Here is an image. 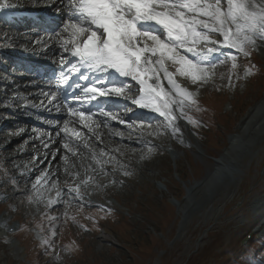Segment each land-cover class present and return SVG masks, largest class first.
Instances as JSON below:
<instances>
[{"label":"rangeland","instance_id":"rangeland-1","mask_svg":"<svg viewBox=\"0 0 264 264\" xmlns=\"http://www.w3.org/2000/svg\"><path fill=\"white\" fill-rule=\"evenodd\" d=\"M259 42L249 57L241 55L237 59L236 69L232 62L215 68L207 83L180 82L182 78L177 77L199 103L208 95L220 102L218 111L211 118L195 108L186 110L197 122L194 126L180 119L189 138L187 144L178 135H166L161 125L147 129V134L154 133L151 137L166 142L158 141L160 147H146L129 159L122 156L117 165L108 167L103 175L106 177L95 182L94 189L96 184L100 187L91 197L87 195L95 205L80 196L73 203L66 200L64 205L57 202L50 207L42 203L37 206L34 201L38 196L33 191L19 194L11 183L7 193L0 194L4 198L0 204L6 206H0V220L8 221L15 230L5 234L0 229V264H264V240L253 239L264 230V202L254 206L256 201L264 200V147L253 156L249 169L240 173L242 179L236 190L224 195L215 206L206 200L207 205L199 207L197 215L183 225L189 190L208 180L217 162L228 154L232 141L239 137L247 111L264 102V42ZM252 58L260 73L255 80ZM248 69L251 75H245ZM18 105L12 107L16 110ZM6 116L3 114L2 121ZM211 125L217 132L209 128ZM158 130L163 134L155 135ZM121 145L142 148L128 142ZM168 148L176 159L164 150ZM2 163L9 175L0 179V185H8L17 179L18 171L10 173L12 162L2 159ZM203 189L209 197L206 185ZM171 198L178 199L182 207L177 209L169 202ZM107 209L109 212H105ZM16 221L29 229L33 241L22 235L12 236ZM35 225H40L42 231H35ZM151 228L163 237L158 240L148 236Z\"/></svg>","mask_w":264,"mask_h":264},{"label":"snow or ice","instance_id":"snow-or-ice-1","mask_svg":"<svg viewBox=\"0 0 264 264\" xmlns=\"http://www.w3.org/2000/svg\"><path fill=\"white\" fill-rule=\"evenodd\" d=\"M59 3L67 15L63 28L56 33L58 43L63 53L74 58V61L62 59L59 73L65 101L69 88L80 89L83 95L74 99L82 102L90 103L97 97L129 99L137 108L162 118L158 121L161 128L173 136L180 131L179 119L194 126L197 123L187 109L200 110L195 94L178 83L177 77L192 84L207 83L213 74L210 70L218 63L231 61L236 69L238 56L249 57L256 50L257 41H264V0H59ZM221 56L224 60H220ZM169 66L174 71H169ZM73 74L87 83L81 85L75 80L69 83ZM245 75H251L250 69ZM133 89L138 94L133 95ZM55 98L52 94L51 99ZM98 113L119 121L118 116L103 107ZM95 115L91 109L86 113L68 106V116L76 119L66 122L60 131L67 141L63 147L72 155H76L73 147H78L74 141L82 133L69 124H79L91 132ZM160 134H163L160 130L155 133ZM88 179L82 183L87 184ZM47 182L45 174L33 184L38 198ZM51 187L56 188V184ZM68 191L79 198V185L69 187ZM60 196L57 191L56 199H48V206L57 203Z\"/></svg>","mask_w":264,"mask_h":264},{"label":"bare ground","instance_id":"bare-ground-1","mask_svg":"<svg viewBox=\"0 0 264 264\" xmlns=\"http://www.w3.org/2000/svg\"><path fill=\"white\" fill-rule=\"evenodd\" d=\"M9 39H11L13 43L17 41L22 42L21 39L19 40L17 35L7 37L5 40L8 41ZM51 44H53V46H55L54 48H56L57 44L55 40L52 41ZM255 66L257 67V65ZM4 99L6 100V96L3 97V100ZM197 103L198 107L200 108L201 103ZM19 109L20 107H18L17 112ZM7 112L8 114H11L10 111ZM246 114V118L242 121L244 123L242 124L241 132L239 128V137L236 140L232 139L233 141L230 144L231 147L228 154L217 162L216 168L209 175L208 180L211 179L209 186L207 184L208 180H204L203 182L201 181L196 183L189 190L188 200L183 207L185 208V222L183 225H186L188 222H190L191 219L197 215V209H199L201 206H206L207 201L208 203L215 206L218 200L223 198L224 195L232 192L233 189L236 190L239 183L241 182L242 175L249 169L253 156H255V154L264 147V102L260 103V105L256 108L247 111ZM6 118L7 119L5 120L3 119V126L0 130V143L7 142V146L6 148L0 150V159H4L5 161L8 160L10 163L12 162L13 167L11 166L12 168L10 173L18 171L17 178L19 181L25 182L27 184L26 190L33 192V184L36 183L37 178L47 174L48 182L43 188L40 189L42 196L36 198L34 201L37 206H40L41 203L43 205L47 203L45 200V195L46 197L51 198L52 194H55L56 199L57 191H55V188L51 187L53 183L56 184L57 190L61 192V196L58 198L60 204H62L65 199H68L66 197L67 194H71L68 191L69 188H67V186L70 184L75 186V182L78 179L85 180L90 178L88 179L87 184L82 183V186H80L83 190H88L89 193L87 195L90 196L91 193H93L95 182L99 178L104 177L103 175L106 174L110 165H117L119 160L124 159L122 156H125L127 159H129L132 154H139L140 152L144 151L147 146H158V143L156 142L157 140L162 142V139H154L141 128H136L135 131H137L139 134V138L136 141L142 146V148L131 149L119 146L109 141L108 138L113 137L110 129L107 131L105 129H96L92 130L91 132H85L86 137H90V141H86L81 144L79 143L76 149L73 148L74 151L77 150L76 155H72V152L62 148L60 146V142L56 140L53 144V148L59 149L58 154L53 156V148L51 147L50 152L45 151L39 158V160L42 161L43 166L37 167L36 161L34 160L28 164V162L32 160L30 155L33 154V158L34 154H38L37 152L38 149L41 148V145L45 146L46 143L43 142L44 144H35L34 148L32 146L36 142L29 141L25 144L24 142L30 139L29 132L24 128L19 126L17 127L16 122L11 116ZM0 119H2L1 115ZM177 124L180 129L177 135L181 138V140H185L183 142L187 144V142H189V138L187 139V132L183 128L182 123H180V119L177 121ZM17 128H19L20 131L16 133ZM101 132L105 133L106 136L103 137L102 135H99ZM25 135H28V137L24 138ZM51 135H53V133H51ZM125 138L127 137L123 134L121 135L120 139L127 141L131 146H134L135 142H133V140H127L128 138ZM47 141L49 140H46L45 142ZM22 143L25 145L23 146ZM85 143L88 145L87 147L83 146ZM95 144H97L98 147L94 146ZM101 152L105 153V155H101ZM173 156V158L176 159V155ZM66 157L67 159H65ZM1 168L3 170L0 175H6L4 169L7 167L1 163ZM240 173L243 174L241 175ZM220 181H222V183H220ZM11 183H14V187H18L19 185L16 182ZM10 184L5 186L3 191H6L10 187ZM205 185L208 188L207 192H210L209 197H212L211 200L209 197H207L205 192L206 190L204 191L203 189ZM192 195H194V197H192ZM201 196L204 199L203 201ZM262 202H264V200H258L254 203V206L257 207ZM192 203L194 204L192 205ZM175 206L178 209L182 207L179 204H175ZM187 206H189L190 209H187L189 208ZM263 207L264 205H262V208ZM0 227L5 228V222L0 221ZM7 230L8 229L6 228V231Z\"/></svg>","mask_w":264,"mask_h":264}]
</instances>
